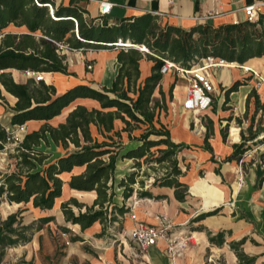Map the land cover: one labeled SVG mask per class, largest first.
Returning a JSON list of instances; mask_svg holds the SVG:
<instances>
[{"label":"trees","instance_id":"obj_1","mask_svg":"<svg viewBox=\"0 0 264 264\" xmlns=\"http://www.w3.org/2000/svg\"><path fill=\"white\" fill-rule=\"evenodd\" d=\"M75 2L70 0L68 5H57L55 0H0V33L3 34L0 39V84L17 97L15 105L9 106L13 111L11 124L23 125L32 119L50 120L78 98H92L99 103V107L92 108L77 104L64 122L57 126L46 122L38 130L26 133L20 141H15L13 134L0 123V151L6 148V143L17 142L13 148H7L10 156L16 159L15 169L0 172V197L4 196L11 203L32 202L35 208L51 209L62 195L65 183L62 174L72 172L76 166L84 167L82 172L71 174L68 184L76 190L95 191L96 198L92 204H84V209L74 197L61 204L66 220L80 224L84 230L96 221L104 224L109 214V222L116 220V210L121 213L127 210L113 201L116 163L120 155L134 159L136 168L119 182L125 198L136 191L139 197H152L151 188L145 189L144 179L153 177L152 186L174 187L176 198L186 199L189 185L181 180L185 172L180 165L179 153L190 146L173 142L172 139L178 140L171 138L169 125L162 120V114H168L169 104L162 87L161 68L167 59L189 66L209 55L239 64L263 57L264 11L254 21L245 19L218 26L197 24L186 29L163 24L158 15L151 13L124 16L110 22L106 15L91 16L86 8ZM11 24L24 26L27 30L20 33L5 31ZM120 41L129 45L145 44L148 50L122 47ZM59 44L68 50L120 47L117 54L119 70L112 85L95 89L80 83L57 94L56 87L43 80L30 78L26 83H20L5 71L15 68L68 74L67 55ZM144 58L153 65L151 73L142 78L140 61ZM242 84V80H237L226 89V101ZM172 89L173 86L169 89L170 97ZM156 91L159 98H155ZM0 96L6 100L1 87ZM252 98L255 111L264 108L258 90L253 88L247 96L245 114ZM116 120L122 122L121 128H116ZM263 132L264 127L248 136L242 131V141L234 145V151L224 161H241L251 149L248 142ZM123 133L139 145L121 154ZM211 134L213 120L207 126L204 144L212 152ZM52 143L66 152L51 159L50 153L41 147ZM143 165L147 169L142 172L145 178L138 179L142 176ZM74 206L79 208L78 212ZM18 217L19 213H12L2 223L0 246H16L31 239L33 226L22 225ZM42 219L48 222L52 217ZM223 236L224 231H221L210 238L222 241ZM245 241L246 237L230 245L241 262L252 264L255 257L248 256L240 247Z\"/></svg>","mask_w":264,"mask_h":264},{"label":"crops","instance_id":"obj_2","mask_svg":"<svg viewBox=\"0 0 264 264\" xmlns=\"http://www.w3.org/2000/svg\"><path fill=\"white\" fill-rule=\"evenodd\" d=\"M55 1L57 5L70 3V0ZM103 1L112 3V8L106 15L110 22L124 16L151 13L158 15L159 21L163 24L169 23L186 29L197 24L218 26L223 23L243 21L247 19L244 7L255 3H262V12L264 11V0H76L75 3L86 8L90 15L95 17L100 14L99 8ZM7 28L10 32L19 33L27 30L24 26L17 27L14 24ZM119 51L120 47L66 49L63 52L67 55L69 73L41 72L43 81L54 85L57 94H62L68 88L80 83L88 84L95 89L110 87L119 70L117 62ZM152 65L153 62L147 58L140 61L142 78L151 73ZM243 66L248 69L262 70L264 75V56L251 58L244 65L217 67L210 71L216 86L214 102L218 99L219 107L226 102V89L235 81L242 80L244 84L237 91L232 92L229 99L232 98L236 102L237 108L241 112L246 111L248 94L253 88L257 90L258 88L254 77L245 75L246 71L241 69ZM5 71L11 73L16 82L26 83L30 78H33L25 76L26 70L8 68ZM171 75L174 74L167 73L163 76L171 77ZM167 77L165 78L168 81ZM163 84L162 80V87ZM0 87L2 95L9 102L8 106H14L17 97L5 90L1 84ZM185 88L186 80L179 77L173 89L174 96L179 98L184 114H194L183 107L186 97ZM163 90L165 91L164 87ZM258 92L264 103V95L261 91L258 90ZM77 104L89 108L99 107V103L95 99L78 98L65 107L61 114L50 120H28L25 123L29 126L26 133L38 130L46 122L57 126L66 120L68 113ZM2 108L4 106L0 104V112ZM212 108L213 105L205 111L210 114L209 123L210 120H213V134L209 138V143L213 148L212 152L204 147L208 125L204 126L205 131L199 136L192 134L188 129L186 117H183L175 127L169 126L171 138L178 140L172 139L173 142L189 145V148H198L201 151L200 155L204 157L202 165L192 168L193 176L189 180H187V173L191 174V170H187L189 166L183 167L180 164L185 172L181 180L189 185V194L186 199L178 200L174 187L152 186V184V197H139L136 191L130 197L125 198L124 189L119 187V182L124 176L135 171V167L133 163L131 171H126L123 160L133 161L134 159L123 158L120 155L116 163L114 187L116 194L113 201L119 207H126L127 210L123 213L115 211L116 220L109 222L110 228L100 221H96L91 227L84 230L80 224H75L74 231L77 238L66 249L62 264H71L72 259L76 260L77 264H247L240 261L230 245L231 242L239 241L245 237L246 241L240 246L242 251L250 257H255L252 264H264V241H258L256 244L249 242L255 222L262 224L259 226V231L264 237V164L260 159L251 160L250 157H244L249 150L244 154L240 163L237 160L224 161L234 151V145L242 141L241 133L244 129L235 126V115L230 117V120H228L229 118L220 120L219 108L214 111ZM9 109L12 118L13 111L10 107ZM229 114L224 113L225 116H229ZM56 119H59L58 122L53 123ZM165 119L167 116H162L163 122L168 124V120ZM29 121H36L39 124L31 127L28 124ZM2 125L4 126V124ZM115 126L121 128L122 122L116 120ZM225 126H228V131ZM245 136H248L246 132ZM263 136L264 132L257 138ZM123 140L124 149L121 154L139 145L137 141H130L127 133H123ZM247 160H251V163ZM214 163H218V166L214 167ZM83 170L84 167L76 166L72 172H64L62 176L69 175L70 179L72 173L77 174ZM196 171L203 173L204 176H196ZM69 179H63L65 183L62 195L56 199L55 205L63 196L66 184L69 197L78 199L89 197L92 202L94 201L95 191L71 188L68 184ZM256 201L259 204H256ZM62 202L64 201L59 203L60 208ZM53 208L45 210L51 211ZM240 210L244 212L242 216L239 213ZM210 211L215 212L201 216ZM160 216H165L172 224V229L169 232L172 242L169 244L166 240H160L156 245L141 252L142 254H138L131 239V229L140 222L160 225ZM63 217L65 221L64 213ZM104 226H106L105 232H103ZM221 231H224L222 241L219 238L215 240L210 238L217 236Z\"/></svg>","mask_w":264,"mask_h":264},{"label":"rangeland","instance_id":"obj_3","mask_svg":"<svg viewBox=\"0 0 264 264\" xmlns=\"http://www.w3.org/2000/svg\"><path fill=\"white\" fill-rule=\"evenodd\" d=\"M13 26V25H12ZM5 31H8L6 28ZM244 65V64H243ZM242 70L246 71L245 75L250 77H254L256 81V87L259 91L264 95V75L262 70L257 69H248L244 66L241 67ZM26 77H31V74L25 73ZM167 76H163V87L167 93V99L169 104V111L167 114L168 124L170 127H175L183 117L188 119V129L194 135H201L204 133L206 125L209 123V113H199V114H184L183 110L180 107L179 98L174 96L173 89L175 84L177 83L179 77L177 75H171V77H167L168 81L166 80ZM244 79V78H243ZM168 83V84H167ZM173 86L171 97L169 94L170 87ZM160 94L158 91L155 92V98H159ZM7 100L3 99L0 96V104L4 106L2 111L0 112V123L4 124V126L11 132L14 136L15 141H20L23 139L25 133L29 130V126L24 125H12L11 124V116H10V109ZM219 108V119L226 120L233 115H235V126L242 127L247 135L256 131V128L264 127V108L255 111V104L254 98H252L249 106V111L247 114L245 112H241L237 108V104L232 98L228 101L223 103L221 107H219L218 99L215 100L213 104L212 111ZM226 110V111H225ZM225 114H229V116H225ZM237 113V114H235ZM165 113L162 114L164 116ZM224 115V116H223ZM59 119L53 121V123H57ZM252 123V127L250 125ZM226 131H228V126H225ZM207 130V129H206ZM139 133V131H137ZM264 137V136H263ZM257 138L255 141H249L248 145H250L251 149L247 152L246 156L250 157L251 160L260 159L264 164V138ZM9 142L6 143V148L3 151H0V172H9L15 169V157H11L9 152H7V148H13L17 142ZM46 152L50 153L51 159L59 157L63 155L66 150L63 149L61 146H57L56 144L52 143L50 146H46L43 144L41 147ZM201 151L198 148H189L184 149L181 153H179V160L180 164L184 166H189L191 170V174L188 175L187 173V180L191 178L192 175V168H197L199 165H202L204 162V157L200 155ZM243 157V158H244ZM251 160H247L251 163ZM125 162V169L126 171H131L132 164L135 163L133 161H126ZM241 161H239L240 163ZM247 163V162H246ZM214 167L218 166V163L213 164ZM243 168V167H242ZM136 170V168H135ZM146 169V165H143L141 170L142 172ZM244 170V169H243ZM150 172H153L150 170ZM200 174V175H199ZM196 176H204L203 173H199L196 171ZM1 177V174H0ZM63 179H69V175H63ZM145 178L143 175L139 176L138 179ZM197 178V177H196ZM145 180V189L152 188L151 184L153 182V177ZM65 192L63 196L58 200V204L55 205L53 210L48 211L45 209L35 208L32 202H22V203H11L9 202L4 196L0 197V229L2 223L6 220V218L12 213H19V219L21 220L22 225H32V235L31 239L27 242L20 243L16 246H0V264H62L64 260V254L66 253V249H68L76 239L74 228L76 227L74 223L65 220L63 217V212L60 208V201H66L70 199L68 195V185L65 186ZM87 196V194H85ZM139 196V195H138ZM69 197V198H68ZM77 200L82 203L83 209L84 204H92V200L89 197H85V199L80 198ZM256 204L257 201L255 202ZM75 212L79 211V208L74 206ZM240 215L242 216L244 212L242 210L239 211ZM51 216L52 220L48 222L43 221V217ZM107 220L105 224L110 228L109 218L110 214L106 216ZM121 225V224H120ZM118 226L119 228L121 226ZM259 224L257 222L254 223L253 233L250 236V243L256 244L258 241H264V237L262 233L259 231ZM17 226V225H16ZM110 230V229H109ZM63 233L68 234V239L70 240V244H67L66 237L63 236ZM264 244V243H263ZM133 245V243H132ZM138 254H142L140 251L136 250ZM71 264H77V261L72 259ZM87 264V263H84Z\"/></svg>","mask_w":264,"mask_h":264},{"label":"built area","instance_id":"obj_4","mask_svg":"<svg viewBox=\"0 0 264 264\" xmlns=\"http://www.w3.org/2000/svg\"><path fill=\"white\" fill-rule=\"evenodd\" d=\"M262 6V3H255L244 7L247 19L251 21L258 19L262 12ZM111 8V2L103 1L101 2L99 13L101 15H107ZM50 11L52 14L54 13L52 6L50 7ZM2 36L3 34L0 33V39ZM127 43L128 42L120 41L122 47L133 46L143 52L148 50L145 44L127 45ZM59 45L63 48V51L66 50L65 45ZM238 65L239 64L235 61H228L225 58L211 55L199 58L197 62L189 66L167 59L161 68V73L163 75L172 73L186 80V97L183 102V107L197 115L211 108L214 102L216 86L210 71L217 67H236ZM27 73L31 74L36 81L43 80L41 72L27 71ZM160 221V225L140 222L131 229L130 235L136 250L144 252L149 247L156 245L160 240H166L169 244L172 242L169 235L172 224L165 216H160ZM63 236L66 237L67 244H70L68 234L63 233Z\"/></svg>","mask_w":264,"mask_h":264},{"label":"bare ground","instance_id":"obj_5","mask_svg":"<svg viewBox=\"0 0 264 264\" xmlns=\"http://www.w3.org/2000/svg\"><path fill=\"white\" fill-rule=\"evenodd\" d=\"M129 45V44H127ZM28 124H30L31 127H35L36 125L39 124V122H36V121H29Z\"/></svg>","mask_w":264,"mask_h":264}]
</instances>
